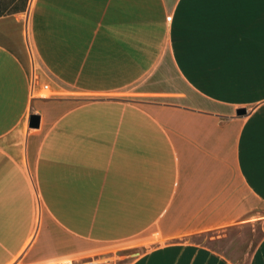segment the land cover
<instances>
[{
	"label": "crops",
	"instance_id": "1",
	"mask_svg": "<svg viewBox=\"0 0 264 264\" xmlns=\"http://www.w3.org/2000/svg\"><path fill=\"white\" fill-rule=\"evenodd\" d=\"M27 35L33 70L0 18V264H232L184 239L264 223V0H32Z\"/></svg>",
	"mask_w": 264,
	"mask_h": 264
},
{
	"label": "rangeland",
	"instance_id": "2",
	"mask_svg": "<svg viewBox=\"0 0 264 264\" xmlns=\"http://www.w3.org/2000/svg\"><path fill=\"white\" fill-rule=\"evenodd\" d=\"M31 2L32 0H0V18H13L19 23L21 31H23V39H25L27 56L33 70L34 60L27 35ZM41 93H39L40 96L42 95ZM49 95L50 92L47 90V96ZM119 96L123 98L131 97L127 90L121 91ZM263 234L264 223H255L253 225L236 226L223 231L207 232L199 236L187 237L184 240L185 242H194L197 245L209 248L213 252L226 258L232 264H247L255 245ZM153 240L135 238L117 243L97 244L93 245V247H98L95 251L83 257L102 254L104 258L113 260L116 264H129L139 254L144 253L151 246H154L156 242H153ZM77 259L80 258H67L63 260Z\"/></svg>",
	"mask_w": 264,
	"mask_h": 264
},
{
	"label": "built area",
	"instance_id": "3",
	"mask_svg": "<svg viewBox=\"0 0 264 264\" xmlns=\"http://www.w3.org/2000/svg\"><path fill=\"white\" fill-rule=\"evenodd\" d=\"M51 264H116L115 261L104 258L102 254L82 257L77 260H63Z\"/></svg>",
	"mask_w": 264,
	"mask_h": 264
},
{
	"label": "water",
	"instance_id": "4",
	"mask_svg": "<svg viewBox=\"0 0 264 264\" xmlns=\"http://www.w3.org/2000/svg\"><path fill=\"white\" fill-rule=\"evenodd\" d=\"M244 114V110L240 109L236 111V115H243ZM38 125V117L35 115H30L29 119H28V123H27V127L28 128H37Z\"/></svg>",
	"mask_w": 264,
	"mask_h": 264
},
{
	"label": "trees",
	"instance_id": "5",
	"mask_svg": "<svg viewBox=\"0 0 264 264\" xmlns=\"http://www.w3.org/2000/svg\"><path fill=\"white\" fill-rule=\"evenodd\" d=\"M1 16V15H0Z\"/></svg>",
	"mask_w": 264,
	"mask_h": 264
}]
</instances>
